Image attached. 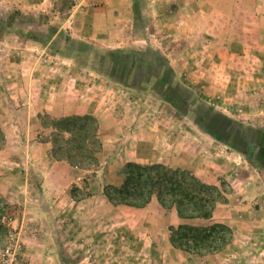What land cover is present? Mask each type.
I'll return each mask as SVG.
<instances>
[{
    "label": "rangeland",
    "instance_id": "374dc122",
    "mask_svg": "<svg viewBox=\"0 0 264 264\" xmlns=\"http://www.w3.org/2000/svg\"><path fill=\"white\" fill-rule=\"evenodd\" d=\"M165 9L157 15L153 0H0V159L29 184L12 195L22 203L0 196V264H264L255 142L264 130V53L244 44L232 59L204 56L194 40L183 52L173 34L184 14ZM85 114L98 122L96 165L72 166L71 183L58 169L44 190L41 172L55 158L42 123ZM128 162L218 186L226 202L189 223L230 227L228 254L173 247L169 228L183 221L155 198L111 204L103 188L121 183Z\"/></svg>",
    "mask_w": 264,
    "mask_h": 264
},
{
    "label": "trees",
    "instance_id": "16d2710c",
    "mask_svg": "<svg viewBox=\"0 0 264 264\" xmlns=\"http://www.w3.org/2000/svg\"><path fill=\"white\" fill-rule=\"evenodd\" d=\"M51 155L69 165L89 168L97 163L101 143L98 122L89 114L53 118ZM67 136V137H66ZM260 146V164L264 171V130L255 141ZM119 185H105L103 194L113 205L142 207L155 198L165 209L175 208L183 222L169 228L170 244L184 252L205 256L223 250L232 238L230 227L223 223L198 226L191 220L211 218L217 203H225L220 188L199 180L190 171L160 163L128 162Z\"/></svg>",
    "mask_w": 264,
    "mask_h": 264
},
{
    "label": "crops",
    "instance_id": "0c3cea01",
    "mask_svg": "<svg viewBox=\"0 0 264 264\" xmlns=\"http://www.w3.org/2000/svg\"><path fill=\"white\" fill-rule=\"evenodd\" d=\"M153 1L156 5L157 15L165 7L169 13H173V10H180L184 14L182 17L184 21L178 28L179 34H173V39L177 41L175 44L183 47V52L189 46L188 43L194 40V43L198 42L196 45L205 48L202 51L204 56L206 54V56L213 57L217 52L228 55L232 59L236 55L234 50L244 46V44L251 47L257 45L259 52L264 53V0H191V4L186 0ZM174 4L179 9H173L172 5ZM160 7H163L162 10ZM159 18L160 16L157 17L158 22L160 21ZM59 114H63V112ZM1 155L2 152H0V158ZM42 155L48 163L51 162L52 158L49 157V153L44 152ZM2 161L4 160L0 159V167L2 168L0 172V196L9 203L14 201L22 203V199H26L23 195L15 197L12 195L18 194L17 189H21V191L28 189V178H25L27 181H24V174L21 171L10 170V166L2 164ZM50 167V171L41 172L43 173L42 186L44 190L47 175L52 176L58 169L63 171L61 179L64 183L67 181L71 183L72 178L77 176L76 172H73L75 168L62 160L53 159ZM225 249L227 248L225 247L220 252L210 255H226L228 251L226 252Z\"/></svg>",
    "mask_w": 264,
    "mask_h": 264
},
{
    "label": "built area",
    "instance_id": "2783aa9c",
    "mask_svg": "<svg viewBox=\"0 0 264 264\" xmlns=\"http://www.w3.org/2000/svg\"><path fill=\"white\" fill-rule=\"evenodd\" d=\"M4 220V217L2 218ZM16 248H18L17 245H14V249L13 250H10L9 247H6L3 251H2V254H7V255H10V254H14ZM11 251V252H10Z\"/></svg>",
    "mask_w": 264,
    "mask_h": 264
}]
</instances>
